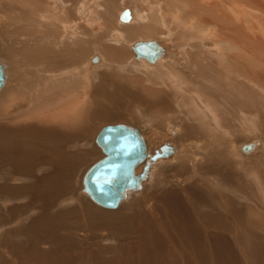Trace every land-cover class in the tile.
<instances>
[{
    "label": "bare ground",
    "instance_id": "1",
    "mask_svg": "<svg viewBox=\"0 0 264 264\" xmlns=\"http://www.w3.org/2000/svg\"><path fill=\"white\" fill-rule=\"evenodd\" d=\"M142 2L144 7L148 8L147 13H149L148 15L143 14V20H147L150 16V20L156 25L143 28L140 22L135 21V25L121 28L122 36L120 33H115L113 38L124 41L140 37L147 39L157 35L159 30H167L172 24H179L184 27L185 32L188 30L194 35L196 33L200 38L212 41V45L218 49L215 52L217 55L215 62L205 56L196 55L195 63L197 64L195 66L197 67H193L192 75L191 73L186 75L181 71L178 72L173 65H165V67L163 65L160 67L163 71L148 70L147 73L150 77L145 82L155 88H150L151 95L147 94L146 96L144 92H136L117 79L118 75H114L115 72L110 69L112 61L106 60L103 65L104 72H100L99 68L95 67L86 71V78H82L81 69L84 67L77 66L83 65V60L90 53L95 52L94 49L98 42L104 37L99 34L93 38L95 42L92 41L91 44L84 40L78 41V35L73 33L70 38L68 37L70 41L67 42H72V45L65 44V40L61 44H52L49 37V42L45 40L47 42L45 45L39 44L37 48L29 46L27 49L29 55L22 56L21 62L18 60V65L35 68V77L27 76L15 79L16 73L13 72L12 59L6 57L5 54H13L16 51L15 49L6 51L11 48L12 42L5 44L2 37V32L8 33V29H11L12 19L0 12V96L5 92L0 97V229L4 230V234H1L0 238L2 245L0 261H3L1 258L10 259V261L11 259H27L29 264H52L54 261L50 260L58 257V261L61 262L59 264H64V260L69 261L68 264H82L77 259V257L79 258L80 241L74 236L76 232L83 228L95 229L96 227L109 230H118L117 228L122 231L128 230L139 222L137 223L134 215L127 214L143 211V207L138 206L139 202L124 205L118 214L116 212H114L116 214L105 213L97 208L118 209L123 202L128 200L129 196L133 194L139 196V192L142 193L145 186H148L146 187L147 192H154L160 188L161 184L160 195L166 196L167 187L165 185L167 184L164 185L163 182L169 177L168 173L158 171L156 185L152 186L153 173L164 165H169L172 169L182 163L191 165L185 160L192 157H188L187 149L182 155L183 147L178 148L172 143H166L161 148L155 149L153 153L150 152L151 148L145 141L144 134L127 124L117 125L136 131L142 136L146 147L145 159L135 168V174L140 179L139 185L134 189L127 190L123 199L114 208L101 205L88 191L86 185L88 174L97 164L107 159L104 148L98 142V136L104 128L96 135L93 144L94 134L97 133L98 127L105 123L113 124L130 120L133 116L129 111L134 110L135 104L139 106L144 116L148 111L168 116L164 121L169 125V131L173 137L179 134V131L174 128L180 129L182 127L180 124H184L181 131H186V133L183 132L182 139L186 137L185 140L189 141L193 134L198 135L199 133L204 141L211 142L206 144H219L221 149L226 148L223 146L225 140L224 138L222 140V136L232 132L229 129L232 122L228 116L234 115L232 118L236 119L233 121L235 124L240 123L241 126L245 125V129L250 128L255 131L254 119H252L253 123L247 122L248 118L251 120L253 117L252 114L242 113L245 107L243 105H239V107V102L228 106L227 102L223 101L224 99L217 100L212 95L211 89H208V84H205L204 76L200 74L202 72L198 70V66L199 64L205 66L211 76H224L226 81L237 86L242 85L252 101H256V98H264V24L262 25L257 18V14L264 16V0H142ZM8 4L11 6L10 1ZM127 11L133 19L134 14L130 10ZM21 12H23L19 13L21 19V16L25 17L27 16L25 14H29L23 9ZM138 16L136 19L142 21L141 16L139 18ZM40 19L44 22L50 21L45 15ZM131 19L127 22L121 21L128 23ZM91 21L93 24L91 30L97 31L99 25L93 23L96 21L94 18ZM211 23L213 26H210ZM215 23L219 28L217 35ZM63 27L66 28V25ZM157 41H138L132 45L130 48L135 55V61H142L153 66L163 62L169 53ZM2 43L4 47H2ZM147 43H152L158 50L153 61L136 51L137 46ZM17 47L21 48V45ZM111 51L118 53L116 48H111ZM181 52L183 53L184 50L181 49ZM207 52L210 54L211 51L207 50ZM191 60L193 59L191 58ZM191 60L189 58V61ZM100 61V57L94 56L90 63L98 65ZM83 66L87 68V65ZM99 66L102 67V65ZM212 68L214 69L212 70ZM158 75H161L164 80L159 78V80L153 81V76ZM248 78H252L254 81L249 82L246 80ZM218 80L220 81V78ZM82 88H85L83 96L80 93ZM215 88L217 89V86ZM67 96L68 98H66ZM261 101L264 104V100ZM131 104L133 108H130ZM252 105L251 103L250 108L253 109ZM252 111L255 112V110ZM262 115L264 114L260 113V116ZM150 119L147 118L149 127L153 121ZM152 126L150 128H154ZM89 144H93L102 153V158L92 164L85 173L80 174L81 166L96 156V152L91 149ZM206 144L202 145L201 143L200 149L207 152L209 145ZM261 145L259 138H256L238 146L240 148L232 146V148H228V151L232 155L238 154V151L250 155L255 151L258 152L257 148H260ZM224 155L226 158L227 155ZM218 156L220 157V154ZM249 158L251 157L249 156ZM192 179L188 180L189 184L194 182ZM196 181L205 186L204 180ZM194 184L197 185V183ZM201 192L217 204L211 205L207 210H201V215L194 212L197 224L187 225L191 229L187 234H190L191 239L193 237L196 240L193 245L190 242L187 243V247L181 244L184 248L186 247V251L183 252L193 257L199 254L202 261L200 263L198 259L197 264H221L220 260L224 254H222L223 250L218 243L221 240L225 242V240L216 241L213 240V237L218 233L221 235L226 233L231 237L234 251L235 249L238 251L250 248L243 254L245 259L237 264H254L256 251L252 246L253 239L251 237L253 234H248L250 231H247L239 222L242 220L249 224L253 223L256 219L253 211L247 209L244 212H238L235 206L237 203L233 199L230 201L221 193H218L220 194L218 196L203 189ZM186 200L191 206V199L186 197ZM147 201L148 198H145L141 203L145 204ZM144 206L146 207V205ZM190 206L188 205V207ZM152 210L153 206L146 211L151 212ZM221 213L225 216L230 215L231 220L220 217ZM187 214L190 216L192 210L190 209ZM144 215L142 216L144 217ZM179 218L177 216V220ZM182 225L184 222L181 220L177 224L175 223L177 228ZM153 232L155 233L154 229L149 236H152ZM248 239H251L252 242L247 243ZM45 242L58 244L62 247L59 249L53 245L48 251H43L40 244ZM67 243H70V246H67ZM68 247L71 248L67 249ZM166 247L169 249L166 250V257L163 259L170 262L177 259L174 256L175 253L172 254L169 243ZM105 248L97 249L94 252L96 256H101L100 264H119L120 255L125 250L119 247ZM7 249L9 250L7 254L10 256L3 253ZM64 252L73 254L64 256ZM108 255H113V260L105 259ZM83 256L82 254V258ZM177 256L180 257L179 260H185V257H182L183 254ZM87 259H89L88 256ZM234 262L236 263V260L232 264Z\"/></svg>",
    "mask_w": 264,
    "mask_h": 264
},
{
    "label": "rangeland",
    "instance_id": "2",
    "mask_svg": "<svg viewBox=\"0 0 264 264\" xmlns=\"http://www.w3.org/2000/svg\"><path fill=\"white\" fill-rule=\"evenodd\" d=\"M8 1L11 2V6L10 4H8ZM107 1L109 0H20L18 2H14L12 0H0V12L5 14L9 18L11 17L12 19V23L10 24L11 29H8V33L2 32V37L4 39L3 41L5 42V44L10 43V41L12 42L11 48L7 49L6 51L13 49H15L16 51L13 54H5L6 57L12 59L13 72L16 73L15 79H17L18 77L27 76L35 77V68H28L22 66L20 67L18 65V60H20L22 56H26V54L29 55L27 50L29 46L37 48V45L39 44L45 45L47 42H49V37L52 40V44H61V42L65 40V44L72 45V42H67L70 41L69 38L73 35V33L78 35V41L84 40L91 44L95 42L93 38L97 37L99 34L104 37L101 39V41L98 42L96 49H94L95 52L90 53L83 60V65H87V68L83 65L77 66L82 68L84 67L83 69H81V74L83 75L82 78H86V71L95 67H98V70L100 72H104L105 70L103 68V65L105 64L106 60L108 62L112 61L111 65L109 64L111 66L110 69L115 72L114 75H118L117 79H119V81L123 84H127L132 90L136 92H144L146 96L147 94L151 95V89L155 88L154 86L149 85L145 82L150 77V75L147 73L148 70L159 69L163 71V69L160 68L163 67V65L164 67L165 65H173L174 67H176L178 72L181 71L182 74L184 73L186 75H190L191 73L192 75L193 67H197L195 66L197 64L195 63V61H197L196 55L205 56L209 60L211 59L213 62H215V60L217 59V55L215 52H217L218 49L212 45L211 40L200 38L199 36H197L196 33L194 35V33L189 32L188 30H186L185 32L184 27H182V25L180 26L179 24H172V26H170L167 30H159L157 35L155 34V36L149 37L147 39L140 37L133 40H126V42L123 39L119 40L113 38L115 33L118 34L121 32V28L125 26L135 25V21H137V23L140 22V25L143 28L156 24H154L150 20V16H148L147 20H143V14L146 13L148 15L149 13H147L148 8L144 7L142 0H110L109 2ZM106 2L108 3V5ZM6 5L9 7H5ZM21 9L29 13L25 14L27 15L25 17L21 16L22 19L19 16V13H23L21 12ZM127 10H130L134 14V16L132 14L134 18L131 19L130 22L125 23L120 20V15ZM16 14L17 16H15ZM44 15L50 19L49 22H44L40 19V17ZM137 16L138 18L141 16L142 21L136 19ZM26 18L28 19L26 20ZM93 18L96 20L93 21V23H96L97 26L99 25V29L97 31L91 30V26H93L91 20H93ZM257 18L261 21L260 23L263 25L264 16H262L261 14H257ZM181 23L183 22L181 21ZM65 25L66 28L63 27ZM210 26H213V24L211 23ZM214 26L216 27L215 32H217V35L219 34V28L217 27L216 23L214 24ZM27 30L29 31L27 32ZM64 31L67 32L65 33ZM120 35L122 36L123 33H120ZM45 40H47V42H45ZM149 40H158L157 42H159L163 47H165L169 53L165 58L166 60L164 59L163 62H161L160 64L158 63L155 66L151 64L147 65L142 61L136 62L134 57L135 55L132 49L130 48L138 41ZM16 45H21V48H18ZM2 47H4L3 43ZM111 48H116V50H118V53L116 54L112 52ZM181 49L184 50L183 53L181 52ZM206 49L208 51H211V55L207 52ZM94 56H98L101 58V61L98 65H92L90 63V60ZM212 56L214 59L212 58ZM189 58L190 60L191 58L193 60L189 61ZM19 62H21V60ZM99 65H102V67ZM213 69L214 68H212V70ZM198 70L202 72L200 74L204 76L203 79L205 80V84H208V89H211L213 93L212 95L217 100L224 99L223 101L227 102L228 106L239 102L238 106L243 105V107H245L242 113L249 112L250 114H252L253 117L251 118V120L248 118L247 122L250 121L251 123H253L252 119H254L255 131L250 128L245 129V125L241 126L240 123L235 124L233 121L236 119L232 118L234 115L228 116L229 120H231L232 122L230 124L231 127L229 128L232 132H229L228 134L222 136V140L223 138L225 140L223 142V146H225L227 149H221V145L219 144H206L207 142H211L204 141V138L202 137V139V135H200L199 133L198 135L193 134L189 141L185 140L186 137L182 139L181 136L183 135V132L186 133V131H181V128L185 126L184 124H180V126H182L181 128L179 126L180 129L174 128L179 131L180 135L177 134L176 137H173L169 131V125L166 124L164 121L168 118V116H161L159 113L155 112L150 113V111L145 112L144 116L143 113H141V110L137 104L134 105V110L130 109L133 111H129L133 116L130 120L113 124L105 123L99 126L97 133H95L92 138L93 144L96 135H98V133L103 128L117 124H127L137 128L140 132L144 134L145 141L151 148L150 152L153 153L155 149L161 148L166 143H172L178 148L183 147L184 150L181 151L182 155L187 149L186 152L187 154H189L188 157L192 158L189 160H185L188 161V163H191V165L182 163L181 165L178 164L173 169L170 168L171 166L169 167V165H164L161 168L159 167L153 173L151 181L152 186L156 185V176L158 175V171L168 173L169 177H167L166 181L164 180L163 182L164 185L167 184L165 185L167 187V190L165 191L166 196L160 195V184V188L154 192H147L146 187L148 186H145L144 191L142 193L139 192L140 197L136 194L129 196L128 200L123 202L122 205L115 210L104 209L101 207L99 209L93 205H89L105 213L113 214L114 212H116L118 214V211L121 212L120 210L123 209L124 205L139 202L138 206L143 207V211L140 210L137 212H133L132 214H127L134 215L137 219V223L139 222L138 224L133 225L132 228H129L128 230L122 231L119 230V228H117L118 230H109L108 228L104 229L103 227H96L95 229L83 228L81 229V231L76 232L74 236L77 239L79 238L80 241V244L78 246L79 258L77 257V259L80 260V263L94 264L97 262V264H100L101 256H96L94 252L97 249H106L105 247H119L125 250L122 255H120L121 258L118 262L119 264H197L196 262L198 259L201 263L202 259L200 258L199 254L198 256L195 255L193 257L192 255L186 254L183 251H186L185 248L188 246L187 243L190 242L191 245H193L196 240L193 237L191 239L190 234H187V232L191 230L188 226H190L191 223L197 224V221L195 219L196 215L194 217V212H197L201 215V210H207V208L211 205L217 204L213 202V200H210L207 195H204L201 192V190L203 189L210 191L213 194H217L218 196H220V194L218 193H221L223 197L229 198L230 201L231 199H233L235 203H237V205L235 206L238 212H244L247 209H251L253 211L256 216V219H254L253 223L249 224L248 222H244L242 220L239 221L237 219L236 221H239L244 226V228L247 229V231H250L248 232V234H253L251 237L253 239L252 246L254 248V251H256V258H254V264H264V115L260 116V113L264 114V104L261 101L264 100V98H256V101H252L247 95L248 93L245 91L242 85L237 86L232 82H228L226 81V78L224 76L215 77V75H209V70L207 68L205 69V66L203 67L202 64H199ZM159 78L163 79L161 75L153 76V81L159 80ZM217 78H220V81ZM246 80L249 82L254 81V79L252 78H248ZM216 86L217 89L215 88ZM84 91L85 88H82V90H80L81 96L84 95ZM4 93L5 92H3V94ZM221 97L222 99H220ZM66 98H68V96ZM251 103L255 106L254 107L252 105L253 109L250 108ZM130 106H132L130 108H133L132 104ZM259 109L260 111H258ZM252 110H255V112ZM175 114H177V112H175ZM147 118H151L150 120H153L151 121V124L153 126H151L154 128H150L151 126H148ZM231 128L234 129L232 130ZM248 129L250 130L247 131ZM256 138H259L262 143L260 148L263 147L261 149L258 147V152L255 151L250 155H245L238 151V154L232 155V153L228 151V148L230 149L232 148V146L238 147L242 144L249 143L250 141L255 140ZM174 139L176 140L174 141ZM174 142L177 143L175 144ZM201 143L202 145H209V150L207 152L205 150L200 149ZM93 144H89V146H91V149L96 152V156L92 160L81 166L80 174L82 172L85 173V171H87V169H89L92 164L102 158V153H100V151ZM219 154L220 157L218 156ZM224 154L227 155L226 158L224 157ZM249 156L251 158H249ZM191 179L194 182L192 184H189L188 180ZM199 179L205 181V186H203L202 184L200 185L196 181ZM176 183L178 184V186ZM194 183H197L198 186ZM145 194L147 196H144ZM186 197H189L191 199V206L190 203L187 201L188 199L186 200ZM145 198H148V201L147 203L142 204L141 202H144ZM144 205H146L147 208ZM149 205L150 207H148ZM188 205L190 207H188ZM152 206L153 210L151 212H147L148 209L152 208ZM190 209L192 210V214L190 215L191 217L187 214ZM166 210L168 211L166 212ZM142 215H144V217ZM177 216L180 217L178 220ZM219 216L231 220L230 215L225 216L221 213V215ZM179 220L184 222V225L177 228L175 226V223L177 224ZM150 222H153L155 224L152 225ZM152 229H154L155 233L153 232V235L149 236ZM210 231L213 232V230L211 229ZM197 233H199V230H197ZM1 234H4L3 229H0V238ZM220 239L225 240V242L221 240V242L218 243L219 247L223 250L222 254H224V257L220 260L221 264H232L234 260H236V263L234 262V264H237V262H242L245 259V257H243V254L249 251L250 248L249 250L236 251L235 249L234 251L232 249V241L229 235H227L226 233H224V235L218 233L217 235L215 234V236L213 237V240L216 241ZM251 242V239H248L247 243ZM168 243L170 244V250L172 251V254L175 253L174 256L177 257V259H173L171 260V262L169 260L167 261L163 259L164 257H166V250L169 249L166 247ZM181 244L186 247L184 248V246H181ZM53 245L54 244H49L45 242L44 244H40V248L43 251H48L52 248ZM57 245L58 244H55L54 246L59 249L62 247ZM67 246H70V243H67ZM1 248L2 245L0 243V249ZM70 248L71 247H68L67 249ZM8 251L9 250L7 249L3 253L7 254ZM64 254V256H68L73 253L64 252ZM82 254L84 255L83 258ZM179 254H183L182 257H185L184 261H182V259H178L180 258L177 256ZM7 255L10 256L9 254ZM87 256L89 259H87ZM58 259L59 258L57 257L50 261H54L52 264H59L61 262H59ZM105 259L113 260V255H108L107 257H105ZM1 260L3 261H0V264H29V262L26 261L27 259H11L10 261V259L1 258ZM68 262L67 260H64V264H68Z\"/></svg>",
    "mask_w": 264,
    "mask_h": 264
},
{
    "label": "water",
    "instance_id": "3",
    "mask_svg": "<svg viewBox=\"0 0 264 264\" xmlns=\"http://www.w3.org/2000/svg\"><path fill=\"white\" fill-rule=\"evenodd\" d=\"M130 19L128 11L121 15V20L125 22ZM136 51L151 61L158 53L152 43L140 44ZM98 142L104 148L107 159L88 174L86 185L97 202L107 208H114L127 190L139 185L140 179L135 174V168L145 159L146 147L141 135L121 125L104 128L98 136Z\"/></svg>",
    "mask_w": 264,
    "mask_h": 264
}]
</instances>
